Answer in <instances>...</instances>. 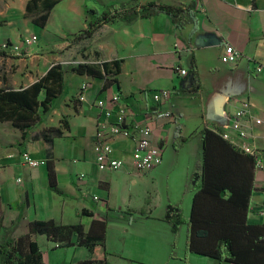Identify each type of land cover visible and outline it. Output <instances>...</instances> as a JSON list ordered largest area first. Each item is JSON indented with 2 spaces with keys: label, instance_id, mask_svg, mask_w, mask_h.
Instances as JSON below:
<instances>
[{
  "label": "crops",
  "instance_id": "0c3cea01",
  "mask_svg": "<svg viewBox=\"0 0 264 264\" xmlns=\"http://www.w3.org/2000/svg\"><path fill=\"white\" fill-rule=\"evenodd\" d=\"M131 0H60L44 28L27 14L29 0H0V88H27L57 63L72 56L94 55L101 62L122 59L119 83L104 89L106 79L71 73L52 111L24 142L10 122L0 123V203L3 225L18 227L14 237L29 232L32 221L54 220L82 224L88 232L93 221H107L109 264H231L186 251L187 226L177 235L164 220L169 204L180 205L189 220L194 192L186 191L193 171L202 163L201 131L219 129L247 152L264 153V0H199L197 21L178 29L171 16L158 13L133 24L104 25L92 39L71 44L86 30V7L102 13L108 6ZM192 0H138L178 6ZM35 35L38 42L23 46L20 54L4 51L8 42L22 45ZM178 44L180 50H175ZM232 45L242 53L236 65L225 59ZM96 52L100 53L97 57ZM201 88L195 93L193 66ZM258 66L262 71L257 73ZM186 69L188 75L180 74ZM170 90L160 104L153 93ZM83 94L85 100H80ZM119 94L134 113L137 125L154 118L152 139L163 148V160L147 174L133 166L136 140L118 136L113 157L125 161L117 171H101L96 164V130L104 114L96 101ZM245 110L246 136L233 128L234 114ZM171 111L175 119L157 117ZM69 129L47 143L42 133ZM117 120V114L110 116ZM44 161L29 166L23 154ZM55 167L61 193L50 189L48 162ZM85 174V180L80 175ZM250 223H264V196L257 191ZM95 196L99 200H95ZM148 200V201H147ZM146 214H142L143 210ZM0 235V239H1ZM43 252V264H82L92 258L84 246L60 247L44 235L33 236Z\"/></svg>",
  "mask_w": 264,
  "mask_h": 264
},
{
  "label": "trees",
  "instance_id": "16d2710c",
  "mask_svg": "<svg viewBox=\"0 0 264 264\" xmlns=\"http://www.w3.org/2000/svg\"><path fill=\"white\" fill-rule=\"evenodd\" d=\"M60 0H29L27 14L33 23L44 28L50 12ZM138 0L113 4L102 13L86 7V30L74 36L71 44L88 41L106 24L122 21L133 24L139 18H149L158 13L171 16L178 29L196 22L198 2L192 0L178 6L157 2L138 5ZM11 45V42H8ZM0 55H5L3 52ZM97 57L100 56L96 52ZM99 61V60H96ZM122 59L112 62L82 63L78 65L55 64L48 73L27 88H0V123L10 122L22 132L25 142L40 121L50 114L54 101L62 94L69 74L76 73L93 78L106 79L107 90L119 83ZM195 93L201 84L196 65L193 66ZM69 129L65 120L60 127L43 131L42 136L52 144L55 137ZM202 163L193 171L186 184V191L194 192L189 220L182 216L180 205L169 204L164 220L174 235L187 226V254L195 253L220 262L231 264H264V223H250L253 198L259 187L257 155L239 147L223 136L219 129L206 127L201 131ZM264 154V153H263ZM50 189L61 193L57 185L55 167L48 162ZM146 210L142 214H146ZM18 227L3 225L0 203V264H43V252L33 236L44 235L60 247L84 246L90 249L92 258L82 264H109L106 247L107 221H93L88 232L82 224L64 225L54 220L32 221L29 232L14 237ZM183 264H189L187 257Z\"/></svg>",
  "mask_w": 264,
  "mask_h": 264
},
{
  "label": "built area",
  "instance_id": "2783aa9c",
  "mask_svg": "<svg viewBox=\"0 0 264 264\" xmlns=\"http://www.w3.org/2000/svg\"><path fill=\"white\" fill-rule=\"evenodd\" d=\"M38 42V37L35 35L28 36L23 40L22 45L5 43L2 45L4 51H10L20 54L23 50V46H32ZM175 50H180L178 44L175 45ZM242 58V53L236 50L232 45H227L225 48V59L231 65H236ZM86 62H68L67 64L78 65ZM93 63H100L95 61ZM262 66H258L256 72L262 71ZM180 74L183 76L188 75L186 69H181ZM172 97L170 90H160L153 93V100L160 104ZM80 100H85L83 94H80ZM96 106L100 108L104 114V118L99 121L96 130V164L101 171H117L125 166V161L113 157V145L112 141L118 137L123 136L125 138H133L136 140L135 150L132 153L133 166L137 173L147 174L151 172L155 167L161 164L163 160V148L155 143L152 139L153 122L154 118L148 119L144 125H137L134 121V113L130 107L122 101L119 94H113L109 98L100 99L96 101ZM117 114V120L111 121L110 116ZM165 117L175 119V116L171 111L158 114L157 117ZM246 116L245 110H238L234 114L233 128L241 136H246L247 131L243 128L242 120ZM226 139L230 140V136L223 133ZM257 155V166L259 180L256 182L257 186L261 190L264 196V154ZM24 161L31 167H38L40 164H44V161L34 159L29 153L23 154ZM80 180L83 181L86 178L85 174L80 175ZM259 190V191H260ZM95 200H99L97 196Z\"/></svg>",
  "mask_w": 264,
  "mask_h": 264
},
{
  "label": "rangeland",
  "instance_id": "374dc122",
  "mask_svg": "<svg viewBox=\"0 0 264 264\" xmlns=\"http://www.w3.org/2000/svg\"><path fill=\"white\" fill-rule=\"evenodd\" d=\"M95 61H96V58L94 57V55H90V54L85 55L84 54V56L74 55V56L71 57V59L68 62H86V63H93ZM259 195H262V194H258V195H254V196H259Z\"/></svg>",
  "mask_w": 264,
  "mask_h": 264
}]
</instances>
